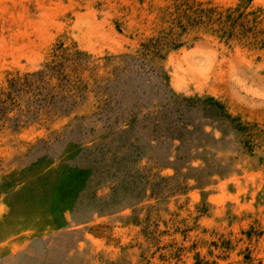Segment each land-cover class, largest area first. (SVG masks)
<instances>
[{"label": "rangeland", "instance_id": "obj_1", "mask_svg": "<svg viewBox=\"0 0 264 264\" xmlns=\"http://www.w3.org/2000/svg\"><path fill=\"white\" fill-rule=\"evenodd\" d=\"M0 264H264V0H0Z\"/></svg>", "mask_w": 264, "mask_h": 264}]
</instances>
